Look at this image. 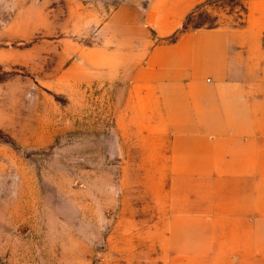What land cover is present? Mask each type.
Segmentation results:
<instances>
[{"label": "rangeland", "instance_id": "rangeland-1", "mask_svg": "<svg viewBox=\"0 0 264 264\" xmlns=\"http://www.w3.org/2000/svg\"><path fill=\"white\" fill-rule=\"evenodd\" d=\"M125 1L0 0V264H264V0H199L172 37L231 33L235 88L190 106L112 65Z\"/></svg>", "mask_w": 264, "mask_h": 264}, {"label": "crops", "instance_id": "crops-1", "mask_svg": "<svg viewBox=\"0 0 264 264\" xmlns=\"http://www.w3.org/2000/svg\"><path fill=\"white\" fill-rule=\"evenodd\" d=\"M198 2L127 0L112 13L113 36L127 43L126 57L119 60L117 56L116 62L112 58V65L126 67L124 73L136 97L159 100L150 104L190 106L191 99L206 88L216 90L223 100L228 96L225 91L235 88L226 80L231 68L230 32L185 30L171 40ZM258 205L264 208V197Z\"/></svg>", "mask_w": 264, "mask_h": 264}]
</instances>
